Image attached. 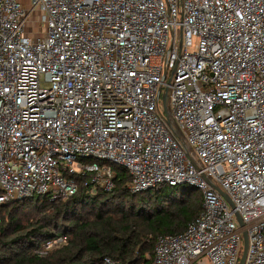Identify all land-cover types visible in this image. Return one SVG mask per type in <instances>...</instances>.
<instances>
[{
	"label": "built area",
	"instance_id": "obj_1",
	"mask_svg": "<svg viewBox=\"0 0 264 264\" xmlns=\"http://www.w3.org/2000/svg\"><path fill=\"white\" fill-rule=\"evenodd\" d=\"M113 167L133 194L200 190L150 264H238L242 231L264 264V0H0V204L67 199L75 176L110 191Z\"/></svg>",
	"mask_w": 264,
	"mask_h": 264
},
{
	"label": "trees",
	"instance_id": "obj_2",
	"mask_svg": "<svg viewBox=\"0 0 264 264\" xmlns=\"http://www.w3.org/2000/svg\"><path fill=\"white\" fill-rule=\"evenodd\" d=\"M114 187L104 191L86 177L67 199L45 196L0 204V264H150L156 239L176 235L201 213L194 188L160 185L141 193L126 188L129 175L119 167ZM66 236L65 244L39 258L33 250Z\"/></svg>",
	"mask_w": 264,
	"mask_h": 264
},
{
	"label": "water",
	"instance_id": "obj_3",
	"mask_svg": "<svg viewBox=\"0 0 264 264\" xmlns=\"http://www.w3.org/2000/svg\"><path fill=\"white\" fill-rule=\"evenodd\" d=\"M169 83V81L167 82V84ZM168 89L165 88V92H167ZM162 112H163V117L166 121V123L168 125H170L174 131H175V135L177 136V138L183 142V136L180 132V130L178 129L174 119L171 116V113L168 109V106L166 104V100L165 97H163L162 99ZM217 191L219 192V194L230 204L231 207H233L232 203L230 202L229 198L227 197V195L221 191L220 189L217 188ZM236 219L239 223L240 226H242V221L240 219V217L238 215H236ZM242 234V241H243V249H242V255L240 257L239 263L238 264H243L244 263V259H245V255H246V250H247V235L244 231L241 232Z\"/></svg>",
	"mask_w": 264,
	"mask_h": 264
},
{
	"label": "rangeland",
	"instance_id": "obj_4",
	"mask_svg": "<svg viewBox=\"0 0 264 264\" xmlns=\"http://www.w3.org/2000/svg\"><path fill=\"white\" fill-rule=\"evenodd\" d=\"M23 1H26V0H23ZM25 4V3H24ZM27 8H30V6H27ZM26 27L29 28V29H32L31 32L33 33H37L35 30L33 31V29H35L37 27V22H38V12H37V9H33L32 11H30V13L28 14L27 16V19H26ZM39 29V28H37ZM28 30V29H27ZM170 75V71H168V77ZM167 77V78H168ZM163 92H164V89L162 90V93H161V97L163 95ZM160 107H161V110H162V105H161V102H160ZM200 190H197L195 189L194 191V197H197L198 195H200ZM242 249H243V241H242V245H241V248L239 250L240 252V257L242 255Z\"/></svg>",
	"mask_w": 264,
	"mask_h": 264
},
{
	"label": "crops",
	"instance_id": "obj_5",
	"mask_svg": "<svg viewBox=\"0 0 264 264\" xmlns=\"http://www.w3.org/2000/svg\"><path fill=\"white\" fill-rule=\"evenodd\" d=\"M23 3H25V4H27L28 3V0H26V1H23V0H21Z\"/></svg>",
	"mask_w": 264,
	"mask_h": 264
}]
</instances>
